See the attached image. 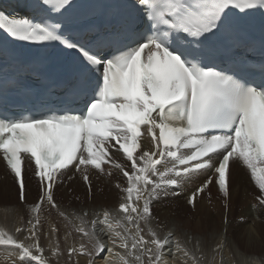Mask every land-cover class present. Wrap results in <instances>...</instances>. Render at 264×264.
Returning a JSON list of instances; mask_svg holds the SVG:
<instances>
[{
	"label": "snow or ice",
	"instance_id": "1",
	"mask_svg": "<svg viewBox=\"0 0 264 264\" xmlns=\"http://www.w3.org/2000/svg\"><path fill=\"white\" fill-rule=\"evenodd\" d=\"M29 7L31 16L0 12V30L10 38V47L0 43L2 67L9 59L18 63L17 42L58 43L78 55L58 81H45L40 96L22 83L19 71L0 75V153L22 204L27 203L25 161L34 163L40 188L29 217L14 229L28 233L24 241L0 230V250H7L9 264H58L59 243L48 259L40 245L45 205L65 222V240L73 233L80 237L78 246L67 248L70 259L216 264L218 256V264H224L226 228L210 259L200 238L161 226L154 207L162 196H179L175 189L205 172L212 175L187 203L195 209L213 180L229 200L231 161L250 173L258 189L251 208L264 212V0H123L104 6L31 0ZM256 29L258 38L247 35ZM11 92L35 100L37 110L8 115ZM52 97L56 107L48 104ZM145 139L148 148L142 146ZM116 154L129 163L119 162ZM72 169L89 196L92 170L98 178L122 174L126 187L115 184L123 193L117 211L86 219L87 211L62 209L54 188L65 176L73 179ZM59 231L50 226L52 236Z\"/></svg>",
	"mask_w": 264,
	"mask_h": 264
},
{
	"label": "bare ground",
	"instance_id": "2",
	"mask_svg": "<svg viewBox=\"0 0 264 264\" xmlns=\"http://www.w3.org/2000/svg\"><path fill=\"white\" fill-rule=\"evenodd\" d=\"M148 142L147 139L144 140ZM149 143V142H148ZM75 172L71 171L70 176L74 175ZM0 175L8 176V172L3 168L0 161ZM114 177L120 179V175L114 172ZM212 175L210 172H205L203 174H198V176L190 183H186L181 189H175V191L180 192V196H168L163 197L155 202V215L160 221L161 226H167V228H176L177 233L185 232L179 221L171 218L170 211L173 210L175 213L182 215L183 213L190 216L188 219H193L196 213L190 212L185 203L187 202V197L191 195L192 191L195 190L204 180V178ZM97 176L95 172V177ZM27 181V203L20 204L18 200L17 191L14 188L13 182H11L10 177H6L4 181L0 184V230L7 231L9 234H13L17 239L24 241V238L28 235L27 232L21 234H16L14 232L15 227L21 226L22 222L29 217V207L34 206L36 203L35 191L39 190V183L33 178V172H28ZM98 178V176H97ZM99 182L93 187V195L89 196L88 192L84 190L81 185L76 182L70 184L68 187L65 184L59 186L56 191L54 198L56 202L60 205L62 209L68 212H75L78 215H82L84 211L89 213L86 219H91L93 215L97 212L101 213L104 210L111 211L115 213L120 203V197L123 195L119 193L111 184L109 178L99 177ZM231 185V196H230V214L233 217L234 222L237 227H240L241 233L239 238H245L244 249L238 248L237 242L232 241L233 232L231 228L223 227L219 232L213 231L207 234L204 238L199 235L190 234L193 238H200L203 242L204 251L207 256L211 259L213 256L212 248L215 246L216 240H218L227 229L228 237V248L224 250V264H243L245 260L248 261H261L264 260V212H254L251 205L255 202L249 201V194L251 191L249 180L245 177V171H241L238 167L234 166L231 171L230 177ZM120 182V180H118ZM122 186L126 187V182L121 180ZM74 190L76 198H80L79 201L71 200V195H69L70 190ZM203 202V201H202ZM166 203L170 204L167 205ZM201 203V200L197 202L196 207ZM177 204L181 206L179 209ZM209 205V204H208ZM220 205H216L214 202L209 205V209H216ZM49 209L47 205L40 213L41 215V226L40 230L48 237L42 238V243L48 244V246L53 248V246L58 242L62 255L58 258V264H75V261L79 259V264H86V258L75 257L71 259L67 255V248L73 244L79 242V235L73 233L67 240L65 238L61 239L57 236H52L50 233V226L56 225L59 227L60 232L64 234L66 229L64 227L65 222L60 218L55 210H51L49 214H45L44 210ZM241 217L244 218V222L241 221ZM44 226L42 227L43 222ZM47 228V231L44 229ZM166 230V228H165ZM41 235V236H42ZM40 236V241H41ZM106 239V237H104ZM30 243V241H25ZM7 250H0V264H9V260L6 258ZM15 251V250H12ZM51 251L48 252L50 254ZM51 255V254H50ZM219 262V257L217 256L216 264ZM53 264H57V260H53ZM18 264V262H17Z\"/></svg>",
	"mask_w": 264,
	"mask_h": 264
},
{
	"label": "rangeland",
	"instance_id": "3",
	"mask_svg": "<svg viewBox=\"0 0 264 264\" xmlns=\"http://www.w3.org/2000/svg\"><path fill=\"white\" fill-rule=\"evenodd\" d=\"M203 181V180H202ZM206 201L202 202L197 207V213L195 218L188 219L190 216L186 214L179 215L175 213L173 210L170 211L171 218L176 219V221L180 222V225L184 229L186 233H193L194 235H199L204 238L207 237L208 233H211L213 231L219 232L223 227H227L228 229L231 228L233 235L237 237L238 248L243 250L244 244H245V238L240 239L239 234L241 233L240 227H237L235 224H238L234 222L232 215L229 213V220L228 224H224V210L219 206L216 209H209V204ZM170 205V204H169ZM219 205V204H217ZM177 207L180 209L181 206L177 204ZM45 221L42 224V227L44 226ZM44 231H47V228L44 229ZM51 254V253H50ZM53 262V261H52ZM53 264V263H52Z\"/></svg>",
	"mask_w": 264,
	"mask_h": 264
}]
</instances>
